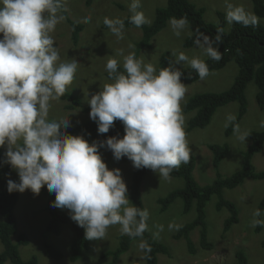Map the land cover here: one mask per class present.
<instances>
[{
    "label": "clouds",
    "instance_id": "obj_1",
    "mask_svg": "<svg viewBox=\"0 0 264 264\" xmlns=\"http://www.w3.org/2000/svg\"><path fill=\"white\" fill-rule=\"evenodd\" d=\"M140 7L141 0H131L129 19L137 27L150 23ZM228 7L229 24H258L255 14L242 6ZM63 11V0H0V147L7 144L4 162L19 177V182L8 179L7 189L9 193L31 190L38 195L46 186L55 194L52 206L68 209L89 240H103L108 228L116 224L123 234L142 236L149 212L130 202L121 170L109 169L99 149L106 147L116 161L127 157L134 168L151 169L165 180L182 163L187 164L192 150L181 108L186 93L183 73L172 64L157 71L134 53L124 56V71L118 72V60L108 59L105 67L112 82L88 99L89 116L97 124L98 134L108 133L119 120L124 135L89 143L83 135L68 134L69 117L49 119L50 102L64 95L78 68L76 60L61 61L50 35L66 20ZM103 22L117 38H123L121 19L105 17ZM169 23L179 36L188 21L186 17L172 18ZM220 41L217 34L216 44ZM200 46L211 59H221L208 37ZM179 61H187L201 79L210 74L199 57L189 60L181 53ZM235 120L229 114L225 127ZM234 133L241 142L249 136L238 125ZM260 216L257 209L252 227L264 225Z\"/></svg>",
    "mask_w": 264,
    "mask_h": 264
},
{
    "label": "rangeland",
    "instance_id": "obj_2",
    "mask_svg": "<svg viewBox=\"0 0 264 264\" xmlns=\"http://www.w3.org/2000/svg\"><path fill=\"white\" fill-rule=\"evenodd\" d=\"M167 0H141L142 11L151 24L154 20L155 9L164 7ZM197 8H204L203 19L208 24L218 26L220 19L217 12L224 14L226 19L229 5L233 7L242 6L246 12L253 13L250 0H189ZM264 1V0H263ZM131 0H63L64 8L71 21L82 25L77 43H73L71 37V27L67 20L57 24L55 31L50 33L54 39V46L58 49L61 61L76 60L78 68L67 92L79 97L83 107H89L88 99L91 95L100 92L103 86L112 81L106 77V63L110 58H115L119 62V67L123 69L124 56L133 53L135 44L141 39L142 31L139 27H124L123 38L119 39L104 24L105 17L110 19H124L130 17L129 11ZM85 18H89L86 22ZM227 21V19H226ZM259 22H263L258 19ZM170 20L166 26L155 34L150 41V48L140 50L137 59H143L144 63L153 64L156 69L161 54L167 53L170 62L176 67L185 68L190 64L187 61H179V54H185L189 60L199 57L205 60L208 56L204 48L198 43L190 48H182V39L189 34L186 25L179 36L174 34L170 26ZM229 27L228 21L225 29ZM130 45L132 47H130ZM214 47V45H213ZM237 67L233 62L228 63L225 68L212 71L204 80L192 83L182 82L186 87L183 103L195 93H220L227 90L236 75ZM257 88L251 81L245 89L246 113L238 122L241 131L247 130L249 135L253 131H261V122L264 121V112L256 104ZM49 119H66L69 117L71 126L66 129L68 134L83 135L81 133H69L71 129L81 125L90 119L89 112H82L80 108L67 110L64 108L67 102L53 100L50 102ZM238 104L231 102L216 110L210 123L205 128H194L187 131V122L195 114L194 111L183 112L185 118L186 138L191 148V157L194 160L192 177L199 186L212 184L218 177L228 178L243 165V152L250 145L249 136L245 142L237 138L233 131L230 135H225L226 118L229 114L237 115ZM230 125V124H229ZM124 135V134H123ZM121 135V137L123 136ZM84 136V135H83ZM85 138V136H84ZM226 145L227 154L220 161L217 168L213 165V153L208 145ZM7 144L0 147V152L6 160L5 153ZM102 159L109 169L119 168L127 188L131 182L136 168L130 160L116 161L112 152L106 147L100 152ZM183 164V163H182ZM252 165L255 171H264V148L252 158ZM11 175L3 177L7 183L8 179L19 182L17 171L13 169ZM184 186L181 177H171L167 180L159 177L152 171L145 175L140 185V196L143 209L149 212L147 220V232L161 245L168 249L169 255L157 254L158 264H234L235 253L242 250L247 258V264H264V225L256 231L257 227H252L253 213L257 210L260 200L264 197V179L253 180L247 178L242 184L233 189H223L222 198L235 204L238 211V222L231 226L228 232L222 234V226L229 213L223 208L216 211V203L219 197L214 195L205 206V224L208 241L212 243L210 250H204L199 246L200 229H193L189 237L194 245L195 253H188L187 244L184 239H174L173 235L184 225L192 222L196 217L195 203L190 210L183 213V201L175 199L169 207L161 211L158 203L159 199L165 198L170 192ZM18 192V199L13 208V215L16 220L17 231L11 236V242L16 246L22 260H27L32 256L37 258L38 264H108L111 257H103L105 252H111L118 247L120 235H127L121 232L119 224L108 228L103 240H89L88 247L82 252V256L76 262L68 260L70 255V244L73 232L69 225L64 224L59 235H53L46 231V226L50 216L46 209V198L39 192L34 194L31 190L23 193ZM128 198L130 191L128 189ZM63 213L70 215L66 208L61 209ZM264 220V211L261 214ZM3 221L0 215V222ZM173 225V227H169ZM179 225L177 229L175 226ZM23 235L27 243L17 244V236ZM48 245L55 251L61 253V259L55 261L48 256L45 246ZM143 245V247H142ZM145 241L143 238H135L131 241L129 250L123 253L117 264H146L143 257ZM3 247L0 243V252ZM4 264H11L6 260Z\"/></svg>",
    "mask_w": 264,
    "mask_h": 264
},
{
    "label": "trees",
    "instance_id": "obj_3",
    "mask_svg": "<svg viewBox=\"0 0 264 264\" xmlns=\"http://www.w3.org/2000/svg\"><path fill=\"white\" fill-rule=\"evenodd\" d=\"M250 1L252 3L253 14H255L259 20L263 21L258 22L256 26L250 25L245 27L240 23L233 22L231 24L228 23L229 27L226 30L225 26H227V21L223 13L217 12L220 24L215 26L204 21V8H197L189 0H167L164 7L155 9L154 20L151 24H144L139 27L142 31V37L134 45L135 48L133 53L135 56L138 55L141 49L150 48L151 38L165 27L168 20L172 18L178 20L186 17L190 32L182 39V48H190L198 43L204 42V37H208L210 41L213 42L214 48L218 47L221 53V59L218 61L211 59L209 56L204 60L208 65L209 72L221 70L230 62H233L237 67L233 82L227 90L220 93H195L183 103V112H195L193 117L187 122V131H191L194 128H205L210 123L212 116L218 108L231 102H237L238 111L236 120L225 130V135H230L233 128L246 113L247 103L245 89L247 84L251 81L257 88L255 96L256 104L259 109L264 112V1ZM63 15L66 16L67 22L70 23L73 43H77L79 33L83 30L82 25L73 20L71 21L66 11H63ZM129 18L130 17L121 19L124 22V27H137L130 22ZM217 34L221 36V41L218 44L215 42ZM169 64L172 63L170 62L168 54H161L157 71L169 66ZM172 65L176 67L174 64ZM176 68L183 73L181 82L192 83L206 78L201 79L196 70L191 66ZM123 71L124 69L118 67V72ZM106 77L109 78V73L106 74ZM58 100L68 103L64 106L67 110L80 108L82 112L90 111V106L83 107L79 97L67 91ZM68 132L81 133L85 136V139L91 143L93 141L106 140L110 136L117 135V133H119L120 136L123 135L124 126L121 121L117 120L114 122V127H112L108 133L98 134L97 124L94 121H87ZM249 138L250 145L245 152H243L242 168L228 178H221L219 176L212 184L199 186L192 177V171L194 169V160L192 157L187 164L183 163L171 172V177H181L183 179L184 186L170 192L165 198L159 199L158 203L160 205V210L164 211L175 199L180 198L183 201V213H187L193 202L195 203L196 217L194 220L182 226L173 235L174 239H184L186 241L189 254L193 255L195 253L194 245L189 237L190 232L195 228L200 229V248L204 250H210L212 248V243L208 241L205 224V206L211 197L214 195L219 197L216 203V211L225 208L229 213L228 218L224 220L222 226V234H225L232 225L238 222V211L235 204L222 198V190L225 188L233 189L242 184L247 178L253 180L264 179V171L257 172L252 165L253 156L264 148V129L251 132ZM208 148L213 153V165L217 168L220 161L227 154L228 148L226 145L220 146L213 144L208 145ZM102 150L103 148H100L99 152ZM121 159L123 161L129 160L127 157ZM4 161L5 159L0 152V215L3 218V221L0 222V243L3 247V250L0 252V264H4L6 260H9L11 264H38L35 256L27 260H22L16 246L11 242V236L15 235L17 231L13 208L18 199V192L14 191L9 193L7 189V183L3 180V177L11 175L14 170ZM152 171L153 170L148 168L136 169L128 186L131 203L142 210L143 205L140 196V185L145 175ZM40 193L46 198V209L50 216L46 231L53 235H59L62 225L67 224L71 227L73 238L70 244V255L68 260L70 262H76L81 258L82 252L88 247V239L85 237L84 228L78 226V224L70 218V215L52 206V202L55 200V194L49 193L46 186L42 187ZM257 209H259L262 214L264 211V197L260 200ZM259 219H261V216ZM256 227V231H258L261 225ZM135 238H143L145 241L143 257L146 264H158L157 254L159 253L169 255L168 249L156 242L147 230H145L142 236L132 237L129 235H120L118 247L111 252H105L102 256L105 258L111 257V261L108 264H117L119 257L129 250L130 243ZM26 243L27 240L23 235L20 234L17 236L18 245ZM45 251L48 256L55 261L61 259V253L55 251L50 246L46 245ZM234 264H247L246 255L242 250L235 253Z\"/></svg>",
    "mask_w": 264,
    "mask_h": 264
}]
</instances>
